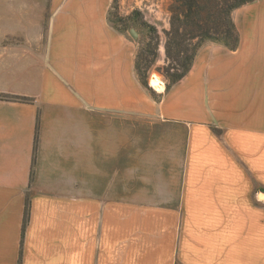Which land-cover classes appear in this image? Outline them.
I'll return each instance as SVG.
<instances>
[{
	"label": "crops",
	"instance_id": "obj_1",
	"mask_svg": "<svg viewBox=\"0 0 264 264\" xmlns=\"http://www.w3.org/2000/svg\"><path fill=\"white\" fill-rule=\"evenodd\" d=\"M111 2L0 44V264H264V0L157 98Z\"/></svg>",
	"mask_w": 264,
	"mask_h": 264
},
{
	"label": "trees",
	"instance_id": "obj_2",
	"mask_svg": "<svg viewBox=\"0 0 264 264\" xmlns=\"http://www.w3.org/2000/svg\"><path fill=\"white\" fill-rule=\"evenodd\" d=\"M169 1V28L162 30L167 64L161 71L168 80L166 91L188 73L205 42H216L229 50L237 48L239 34L232 12L254 0ZM112 8H117V0H112ZM130 17L146 31L147 40L135 56L134 67L140 84L148 89L147 71L158 57L160 38L157 28L142 19L141 11L134 9Z\"/></svg>",
	"mask_w": 264,
	"mask_h": 264
},
{
	"label": "rangeland",
	"instance_id": "obj_3",
	"mask_svg": "<svg viewBox=\"0 0 264 264\" xmlns=\"http://www.w3.org/2000/svg\"><path fill=\"white\" fill-rule=\"evenodd\" d=\"M117 0V8L110 9L107 13L108 22L117 30L124 32L132 41L136 42V52L143 47L147 40L145 29L135 24L131 19V12L138 9L142 13V19L153 24L159 34L160 43L158 47V57L147 71V87L154 98L166 90L168 80L161 71L167 64L164 50V35L162 30L169 28L170 13L168 10L169 0H153V5L146 8V4H151L150 0ZM51 0H0V44L13 43L15 40L25 35L26 45H33V39H41L42 45L45 43L46 34L49 27L51 15L53 13ZM144 9V11L141 9ZM147 13V15L145 14ZM130 29L137 33L136 37L130 34ZM34 33V34H33ZM34 39V40H35ZM29 40V41H28ZM32 40V41H31ZM156 73L164 83L162 91H156L148 84L149 76ZM125 130L122 136L126 135Z\"/></svg>",
	"mask_w": 264,
	"mask_h": 264
},
{
	"label": "bare ground",
	"instance_id": "obj_4",
	"mask_svg": "<svg viewBox=\"0 0 264 264\" xmlns=\"http://www.w3.org/2000/svg\"><path fill=\"white\" fill-rule=\"evenodd\" d=\"M148 84L150 87H152L156 91H162L164 89V83L162 82L161 78L158 74L152 73L149 76Z\"/></svg>",
	"mask_w": 264,
	"mask_h": 264
},
{
	"label": "water",
	"instance_id": "obj_5",
	"mask_svg": "<svg viewBox=\"0 0 264 264\" xmlns=\"http://www.w3.org/2000/svg\"><path fill=\"white\" fill-rule=\"evenodd\" d=\"M130 34L133 36V37H136L137 36V33L135 32L134 29H130Z\"/></svg>",
	"mask_w": 264,
	"mask_h": 264
}]
</instances>
